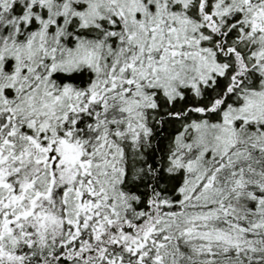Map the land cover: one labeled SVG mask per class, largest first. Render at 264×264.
Here are the masks:
<instances>
[{"label": "snow or ice", "instance_id": "obj_1", "mask_svg": "<svg viewBox=\"0 0 264 264\" xmlns=\"http://www.w3.org/2000/svg\"><path fill=\"white\" fill-rule=\"evenodd\" d=\"M0 264H264V0H0Z\"/></svg>", "mask_w": 264, "mask_h": 264}]
</instances>
